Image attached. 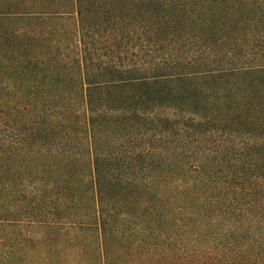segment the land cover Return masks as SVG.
Returning <instances> with one entry per match:
<instances>
[{
  "label": "trees",
  "instance_id": "1",
  "mask_svg": "<svg viewBox=\"0 0 264 264\" xmlns=\"http://www.w3.org/2000/svg\"><path fill=\"white\" fill-rule=\"evenodd\" d=\"M0 264H264V0H0Z\"/></svg>",
  "mask_w": 264,
  "mask_h": 264
}]
</instances>
